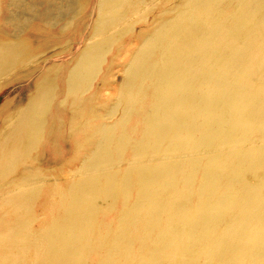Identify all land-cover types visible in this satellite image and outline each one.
<instances>
[{
	"label": "bare ground",
	"instance_id": "bare-ground-1",
	"mask_svg": "<svg viewBox=\"0 0 264 264\" xmlns=\"http://www.w3.org/2000/svg\"><path fill=\"white\" fill-rule=\"evenodd\" d=\"M5 1L0 264H264V0Z\"/></svg>",
	"mask_w": 264,
	"mask_h": 264
},
{
	"label": "rangeland",
	"instance_id": "rangeland-1",
	"mask_svg": "<svg viewBox=\"0 0 264 264\" xmlns=\"http://www.w3.org/2000/svg\"><path fill=\"white\" fill-rule=\"evenodd\" d=\"M1 1V0H0ZM31 0H15L13 4H9L7 2V0L4 2L3 4V11L4 13L14 17V14L17 15V13L21 14L22 17L26 16L27 14H32L30 13V11L27 9V4L30 2ZM40 1H48V0H40ZM3 2V1H2ZM2 2L0 3V9L2 6ZM52 9H53V13H55V22L60 23L59 26L60 27H67V25L73 20V14L70 13V10L68 8V0H52ZM19 4V7H15V4ZM0 27L2 28L4 34L6 36H14L13 34L16 33V30L12 27L11 24H8L7 22H2L0 20ZM71 55H64L59 57L60 59L63 58H68ZM63 61H65L63 59ZM53 64V62L49 63V66H51ZM117 80H120V76L117 73ZM4 96V95H3ZM3 96L0 97V102H2L3 100ZM0 103V107H1Z\"/></svg>",
	"mask_w": 264,
	"mask_h": 264
}]
</instances>
